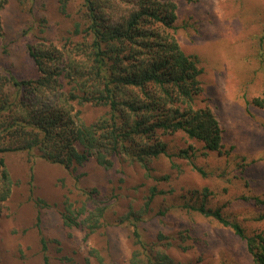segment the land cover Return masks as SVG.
Listing matches in <instances>:
<instances>
[{"label":"rangeland","instance_id":"1","mask_svg":"<svg viewBox=\"0 0 264 264\" xmlns=\"http://www.w3.org/2000/svg\"><path fill=\"white\" fill-rule=\"evenodd\" d=\"M78 4L73 0L66 15L58 0H8L0 11L3 77L36 79L40 74L28 46L65 49ZM177 4L176 38L186 54L199 59L198 106L218 119L223 153L206 154L202 143L184 133L165 135L174 157L152 163L157 179L125 158L113 170L94 160L66 170L37 151L6 153L12 191L0 217V264H45V254L50 264H130L138 250L135 225L148 248L174 264H255L242 238L188 207L220 210L247 236L264 232V0ZM65 108L88 125L107 112L92 104ZM184 150L193 157H182ZM84 190H95V198L90 201ZM107 204L90 233L87 217ZM67 206L76 227L64 224Z\"/></svg>","mask_w":264,"mask_h":264},{"label":"trees","instance_id":"2","mask_svg":"<svg viewBox=\"0 0 264 264\" xmlns=\"http://www.w3.org/2000/svg\"><path fill=\"white\" fill-rule=\"evenodd\" d=\"M7 2L0 0V11ZM72 2L58 0L61 12L67 15ZM177 11V0H79L67 48L28 46L40 74L36 79H5L0 70V217L12 191L6 153L37 151L43 160L66 170L91 160L113 170L116 161L125 158L154 179L152 163L174 157L163 141L165 135L184 133L202 143L206 154L223 153L218 119L210 108L198 106L203 69L198 57L186 54L176 38ZM3 36L0 17V40ZM72 104H92L107 112L88 125L65 108ZM181 153L193 157L189 150ZM83 192L90 201L95 198V190ZM68 207L64 224L76 227ZM103 207L87 217L90 233L108 204ZM188 208L231 229L245 241L254 263L264 264V232L247 236L220 210ZM134 227L138 250L130 264H174L148 248L139 227ZM42 245L46 252L44 238ZM44 263L50 264L46 254Z\"/></svg>","mask_w":264,"mask_h":264}]
</instances>
